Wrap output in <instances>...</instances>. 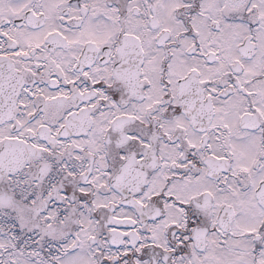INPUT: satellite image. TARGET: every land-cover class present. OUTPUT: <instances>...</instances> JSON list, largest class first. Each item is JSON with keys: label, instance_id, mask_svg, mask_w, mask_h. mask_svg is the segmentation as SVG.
Instances as JSON below:
<instances>
[{"label": "snow or ice", "instance_id": "6c2138e0", "mask_svg": "<svg viewBox=\"0 0 264 264\" xmlns=\"http://www.w3.org/2000/svg\"><path fill=\"white\" fill-rule=\"evenodd\" d=\"M0 264H264V0H0Z\"/></svg>", "mask_w": 264, "mask_h": 264}]
</instances>
